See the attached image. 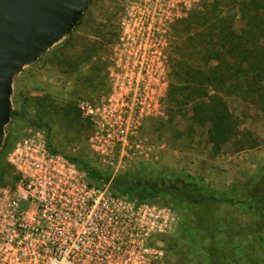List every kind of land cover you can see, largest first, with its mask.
Masks as SVG:
<instances>
[{"label": "rangeland", "instance_id": "374dc122", "mask_svg": "<svg viewBox=\"0 0 264 264\" xmlns=\"http://www.w3.org/2000/svg\"><path fill=\"white\" fill-rule=\"evenodd\" d=\"M202 1L188 0L162 27V69L161 79L155 84L154 107L143 116L135 135L115 158V165H111L110 150L94 145L95 140L102 142L98 130L90 118L82 116L76 102L85 99L95 105L107 98L113 85L111 71L119 70L117 53L135 37L123 34V29L131 27L125 16L127 0H92L70 34L13 78L14 114L5 125L0 147V186L10 184L12 175L16 174L9 160L14 144L30 130H37L47 149L54 150L52 153L67 159L78 157L103 176L129 173L135 179L136 189L157 193L151 202L165 209L163 214L169 228L156 236V242L164 245L165 255L152 264H209L206 248L210 237L204 231L185 233L181 228L185 219L195 218L194 212L199 208L192 198L180 200L168 192L180 188L178 179L204 183L218 194L236 190L237 204L217 203L213 208L221 211L223 220L226 218L229 224L237 226L232 228L231 238L220 231L217 235L222 237L213 243L219 249L238 247L237 254L228 256V264H264V227L259 228L257 236L250 234L251 230L257 231L259 224L264 226V212L258 213L261 209L245 204L253 186L264 179V112L235 95L224 96L239 119L240 128L252 132L257 145L235 150L229 141L215 153L205 127L174 114L167 101L176 79L174 56L170 53L171 46L176 44L174 28L188 19ZM194 42L188 40L187 48L191 49ZM194 57L190 56V63ZM189 126L196 127L190 135L184 133ZM78 167L84 171L81 164ZM111 180L101 183L111 184ZM243 199L244 203L238 202Z\"/></svg>", "mask_w": 264, "mask_h": 264}, {"label": "built area", "instance_id": "2783aa9c", "mask_svg": "<svg viewBox=\"0 0 264 264\" xmlns=\"http://www.w3.org/2000/svg\"><path fill=\"white\" fill-rule=\"evenodd\" d=\"M187 2L127 0L131 27L123 34L135 40L117 53L111 92L99 104L76 102L98 130L102 142L94 145L110 150L111 165L154 107L162 27ZM9 160L17 178L0 186V264H152L164 257L156 236L169 228L165 209L118 194L110 182H90L49 151L37 130L14 144Z\"/></svg>", "mask_w": 264, "mask_h": 264}, {"label": "trees", "instance_id": "16d2710c", "mask_svg": "<svg viewBox=\"0 0 264 264\" xmlns=\"http://www.w3.org/2000/svg\"><path fill=\"white\" fill-rule=\"evenodd\" d=\"M174 30L176 44L171 46L170 53L174 56L176 79L167 97L174 114H181L192 124L205 127L207 140L215 153L229 141L235 150L255 147L257 141L252 132L240 128V121L224 96L235 95L264 112V0H203L200 7ZM186 33H189L187 37ZM188 40L195 41L191 49L187 48ZM192 55L196 57L190 63ZM189 106L190 109L187 108ZM13 114L11 110V116ZM195 128L189 126L184 133L192 134ZM68 159L78 166L81 164L90 182L109 181L110 175L103 176L78 157ZM16 178V174L12 175V181ZM178 180L180 188L168 192L180 200L192 198L199 208L194 212L195 218L185 219L181 228L185 233L204 231L211 240L206 248L208 263L228 264V256L237 254L238 247L219 249L213 242L222 237L217 235L220 231L230 237L237 224H229L226 218L223 220L225 216L219 209L214 211L213 207L217 203L226 206L237 204L234 200L237 191L218 194L204 183ZM111 187L118 194L138 202H151L157 195L156 192L136 189L135 179L129 173L113 177ZM245 204L261 209L257 212L263 214L264 179L253 186ZM260 227L264 226L259 224L257 231L251 230L250 234L257 236Z\"/></svg>", "mask_w": 264, "mask_h": 264}, {"label": "water", "instance_id": "95a60500", "mask_svg": "<svg viewBox=\"0 0 264 264\" xmlns=\"http://www.w3.org/2000/svg\"><path fill=\"white\" fill-rule=\"evenodd\" d=\"M91 1L0 0V147L14 76L70 34Z\"/></svg>", "mask_w": 264, "mask_h": 264}]
</instances>
